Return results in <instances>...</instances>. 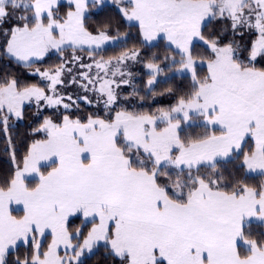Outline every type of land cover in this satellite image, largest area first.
I'll return each instance as SVG.
<instances>
[{
	"label": "snow or ice",
	"instance_id": "1",
	"mask_svg": "<svg viewBox=\"0 0 264 264\" xmlns=\"http://www.w3.org/2000/svg\"><path fill=\"white\" fill-rule=\"evenodd\" d=\"M112 3L138 25L142 43L162 34L180 54L179 60L153 54L144 65L145 92L169 72L190 73L191 90L168 108L113 116L119 89L132 81L128 61H138L140 50L97 58L109 42L127 39L110 35L119 32L111 18L86 25L105 0H68L63 15L59 0H0V135L14 165L0 183V264H85L101 242L103 255L120 264H264V183L245 182L252 173L264 175V66H256L264 58V0ZM246 36L254 38L248 43ZM194 41L202 42L206 58L194 56ZM53 51L60 63L32 73L41 83L22 84L7 71L13 64L32 68ZM205 63L200 77L197 65ZM70 86L83 95L66 94ZM89 94L103 102L105 116L73 118L81 101L92 104ZM138 94L134 88L130 95ZM33 101L37 117L52 111L32 129L46 138L28 146L21 168L11 129ZM200 122L211 134L180 135L182 125ZM249 136L254 146L243 151ZM52 157L56 166L41 173L39 162ZM25 174L38 175L39 183L29 187ZM12 204L23 205L22 216L12 215ZM76 213L98 222L82 241L77 229L74 243L67 221ZM46 230L52 239L41 251Z\"/></svg>",
	"mask_w": 264,
	"mask_h": 264
},
{
	"label": "trees",
	"instance_id": "2",
	"mask_svg": "<svg viewBox=\"0 0 264 264\" xmlns=\"http://www.w3.org/2000/svg\"><path fill=\"white\" fill-rule=\"evenodd\" d=\"M67 1L60 2L61 7L59 8L60 15H63L64 12L68 10L67 8ZM127 6V5H125ZM111 18L115 24L119 25V32L113 30L110 35L117 36L127 34L126 40H120L115 43L109 42V46H105L104 50L97 54V58L99 56H103L105 59L111 56H116L120 52L130 49V48H137L140 50L139 60L136 62L128 61V68L126 71H130L132 73V81L130 85H122L119 89V94L121 97V102L116 105L114 109H112V115L114 116L115 111L126 109L128 111H134L137 113H152L156 112L157 109L160 108H168L171 105L175 104L176 99L178 96L183 95L190 91L191 85V74H175L173 72H169L168 79L164 77L160 78V81L156 84L154 88V92H145L144 85L147 81L148 77V70L144 67V65L149 61V59L156 54L163 60L165 55L171 57H175L176 60L180 59V54L178 51L174 50L173 48H169L166 41L163 38H159L154 43L148 44L146 42H141L142 37L139 34L138 25L135 23H130L124 20L121 14L118 12L117 7L112 3V0H105V7L97 12L90 11L86 17V25L89 28H94L98 22L102 20H106ZM213 25L209 24L204 31H210ZM254 37H245V42L250 43V40ZM71 49H67V53H71ZM193 54L199 60L201 57H207V52L205 47L203 46L202 42L194 41L193 44ZM59 53L51 52L47 54L42 60L37 61L33 64L32 68H25L23 66L18 65H11L7 68V71L17 76L22 84H31V83H41L40 78L38 76L32 75L35 68H47L51 66H56L60 63ZM84 57L85 63H90L88 60L87 52L80 53ZM247 55V53H245ZM257 67L264 66V58L257 59ZM4 66L0 65V69ZM169 67H179V65ZM166 71L168 68L166 67ZM197 73L200 77H203L207 73V66L205 64L197 65ZM2 74V72H0ZM127 78V77H126ZM42 86H44L42 84ZM138 89V95H130L133 93V89ZM172 88L174 90L172 95L166 93V89ZM65 93H71L74 96L76 94L83 95L82 90L78 89L77 87L70 86L65 90ZM155 93V94H154ZM163 93V94H161ZM90 98L92 99V104H87L83 101L79 104V110L75 107L71 110V115L73 118L79 116L82 119L87 118L89 114L92 115H99L100 117L105 116V110L103 106V102L101 101L99 104L96 101V97L92 94H89ZM124 97H129L127 100H124ZM141 97H144L142 100ZM67 102V101H66ZM24 118L21 121H16L14 126L12 127L11 131L13 133V139L16 146V155L17 159L20 162V166L23 165V157L26 154L28 146L35 140H41L45 138L44 133L33 134L32 129L39 126V123L42 121L44 115H49L51 113V109L46 110L43 112L42 115L39 117L36 116V106L35 102L33 101L31 104L26 103L24 105ZM64 114L63 109L61 108L60 115ZM185 131V135L188 136H198L204 134L206 131L208 134H211L213 131L212 127L209 126L207 129L204 127L203 123H198V126H187L183 132ZM216 134H219V128H216ZM249 143L245 142L243 145V151H248ZM243 151L240 153V157L243 156ZM54 162L50 163L49 165L40 166V172L45 174L52 166ZM231 168V165H228ZM14 170V165L11 163L9 159V152L5 150V138L0 135V183H2L7 177L10 176L12 171ZM201 171H204L201 169ZM173 179L175 176L173 175ZM264 177L260 174H250L245 178V182L249 186L258 187L260 184L263 183ZM39 178H31L25 179V183L29 185V187H35L38 183ZM18 215L20 211L16 212ZM83 218L81 215L77 214L72 216L67 221V227L70 233H74L78 228H81V234L79 235L78 239H81L85 236V234L89 231L92 221L86 222L82 224ZM77 237H73V240L76 241ZM42 240V248L41 251H45L47 245L50 241V234L46 233ZM245 245L243 242L238 243V250L241 253L245 250ZM25 252L24 247L19 248V254L21 257ZM105 249L103 244L95 251L93 255L90 257H84L85 264H120L119 258H114L113 256H104L103 253ZM16 253H13L15 256Z\"/></svg>",
	"mask_w": 264,
	"mask_h": 264
},
{
	"label": "rangeland",
	"instance_id": "3",
	"mask_svg": "<svg viewBox=\"0 0 264 264\" xmlns=\"http://www.w3.org/2000/svg\"><path fill=\"white\" fill-rule=\"evenodd\" d=\"M130 23H135V22H130ZM159 38H163L165 41H166V39L164 38V36L162 35V34H160V35H158L154 40H152V41H147L146 43H148V44H151V43H154L155 41H157ZM166 43L168 44V42L166 41ZM109 44L110 43H108L106 46H109ZM174 47V46H173ZM54 52V51H53ZM205 65L207 66V64L205 63ZM186 74V73H185ZM187 74H190V73H187ZM26 103H28V102H26ZM25 103V104H26ZM164 125L163 124H161L160 125V127H163ZM188 125H182V131L180 132V135L182 136V137H187L188 135H185V131L183 132V130L187 127ZM46 138V137H45ZM44 138V139H45ZM245 142H247V143H249V149L248 150H250L253 146H254V140L249 136V137H246V139H245V141L243 142V145H244V143ZM55 161V157H52V158H50L49 160H42V161H40L39 162V165H38V167H40V166H43V165H45V166H47V165H49L50 163H52V162H54ZM22 167H23V165H22ZM21 167V168H22ZM252 174H258V173H252ZM26 175V179H31V178H38V175H36V174H25ZM263 177H264V175H263ZM263 183H264V180H263ZM77 214H79V215H81L82 216V218H83V221H82V224H84V223H86V222H90V221H92L91 220V218H88L87 220H85V218L83 217V214L82 213H76V214H74V215H77ZM73 215V216H74ZM92 222H98V221H92ZM91 227H92V225H91ZM90 227V228H91ZM78 229H81V228H78ZM90 230V229H89ZM46 233H49L50 234V241H49V243L51 242V239H52V237H51V232H50V230H47L46 231ZM45 233V234H46ZM76 233H77V230L74 232V233H72L73 234V237H75L76 236ZM87 235V233L85 234V236ZM43 237H40V239H42ZM84 238V237H83ZM83 238L81 239V241L83 240ZM73 242L75 243L76 241H74L73 240ZM239 242H241V241H239ZM48 243V244H49ZM101 244H103V242H101ZM46 250H47V248H46ZM60 251H61V254H63V246H61V249H60Z\"/></svg>",
	"mask_w": 264,
	"mask_h": 264
},
{
	"label": "crops",
	"instance_id": "4",
	"mask_svg": "<svg viewBox=\"0 0 264 264\" xmlns=\"http://www.w3.org/2000/svg\"><path fill=\"white\" fill-rule=\"evenodd\" d=\"M62 1H67L68 2V0H59V3L60 2H62ZM218 128V127H217ZM56 166V163L54 162V165L45 173V175L49 172V171H51V169L53 168V167H55ZM38 183H39V181H38ZM11 212H12V215H14V216H17V217H19V216H22L23 215V205H17V204H12L11 206H10V209H9ZM18 211H20V214L18 215L16 212H18ZM74 215V214H73ZM73 215H71V216H69V218H71ZM68 218V219H69ZM47 231V230H46ZM239 243V242H238Z\"/></svg>",
	"mask_w": 264,
	"mask_h": 264
}]
</instances>
